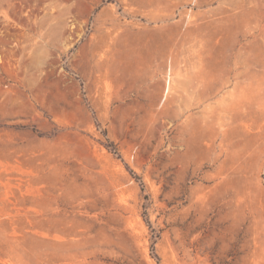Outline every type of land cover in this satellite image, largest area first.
Masks as SVG:
<instances>
[{
    "label": "rangeland",
    "instance_id": "1",
    "mask_svg": "<svg viewBox=\"0 0 264 264\" xmlns=\"http://www.w3.org/2000/svg\"><path fill=\"white\" fill-rule=\"evenodd\" d=\"M0 264H264V0H0Z\"/></svg>",
    "mask_w": 264,
    "mask_h": 264
},
{
    "label": "bare ground",
    "instance_id": "2",
    "mask_svg": "<svg viewBox=\"0 0 264 264\" xmlns=\"http://www.w3.org/2000/svg\"><path fill=\"white\" fill-rule=\"evenodd\" d=\"M170 79H171V78H170ZM167 82H168V81H167ZM170 83H171V82H170ZM169 90H170V84L167 83V86H166V89H165L166 93H168Z\"/></svg>",
    "mask_w": 264,
    "mask_h": 264
}]
</instances>
